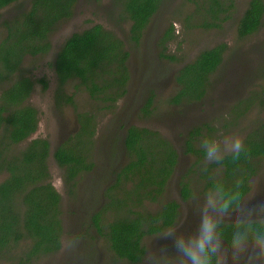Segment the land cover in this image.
<instances>
[{
  "label": "trees",
  "instance_id": "1",
  "mask_svg": "<svg viewBox=\"0 0 264 264\" xmlns=\"http://www.w3.org/2000/svg\"><path fill=\"white\" fill-rule=\"evenodd\" d=\"M23 1L27 5L21 9ZM98 2L100 0H95ZM78 3L79 0H0V11L11 9L16 12L9 19H0V264H37L61 249L64 233L62 199L49 181V144L43 138H37L27 142L25 147L22 145L36 132L39 120L37 109L27 101L35 93L38 83L42 86L41 92H45L49 79L44 75L34 81L33 71L21 69V66L27 58L37 59L52 53L53 33L63 21H71ZM110 3L111 8L104 9L106 24H94L72 34L62 43L54 61L49 63L57 84L53 93L54 105L61 108L65 97L63 102L68 103L69 111H72L69 119L73 118L72 125L76 127L74 134L61 143L53 155L62 171L67 195L73 199L84 174L96 169L92 155L99 115L81 110L74 103V94L66 93L64 88L72 84L76 92H86L97 103L98 111H113L116 103L128 93L127 61L131 48H125L112 27L125 32L127 45L139 46L144 29L161 9L163 0H111ZM181 5L194 7L193 13L186 16L187 26L204 30L220 29L235 9L233 0H184ZM194 16L197 22L191 25ZM263 22L264 0H247L244 11L238 15L236 37L239 40L252 37ZM171 32L173 28L168 29L157 45L163 47ZM258 51L264 52V44ZM227 53L228 60L235 55L221 43L181 63L173 74L176 89L165 104L173 107L216 106L219 100L209 99L208 93L212 90V78ZM162 57L174 60L173 57ZM261 62L256 76L246 73L247 64H243L242 82L246 85L243 89L251 86L257 90L231 104L227 112L229 122L224 126V132L229 135L239 132L243 137L247 157L242 156L237 164L227 157L223 166L212 164L207 172L202 171L200 140L213 133V128L206 123L187 130L185 125L182 135L186 140L181 149L197 161L193 165L196 174L192 169L188 172L194 181L186 175L187 180L180 178L178 182L181 201L192 199L195 185H200L203 193L211 177L228 186L236 178L243 177L242 192L245 197L250 193V180L260 175L264 168V58ZM231 83L233 81H229ZM154 97L150 91L144 98L140 109L143 117L158 109ZM183 122L182 125L186 124ZM120 127L125 134L119 140L114 138L109 146L120 148L126 156L124 164L114 166L110 163L114 166L113 174L111 177L104 174L100 178L107 187L102 204L98 199L90 200L88 209L83 212L88 218L87 227L94 229V235L89 236L94 243H102L101 247L120 261L142 264L147 253L143 241L174 227L180 217V205L173 199L164 200L178 163V153L158 130L124 124ZM113 151L108 150L109 158ZM92 183L90 186L86 183L89 187H81L82 192L93 189ZM223 230L227 242L231 226L226 223ZM162 242L171 251V241Z\"/></svg>",
  "mask_w": 264,
  "mask_h": 264
},
{
  "label": "rangeland",
  "instance_id": "2",
  "mask_svg": "<svg viewBox=\"0 0 264 264\" xmlns=\"http://www.w3.org/2000/svg\"><path fill=\"white\" fill-rule=\"evenodd\" d=\"M183 1L163 0L161 9L144 29L139 46H134L132 43L127 45L125 32L123 30L119 32L118 29L112 27L115 35L123 41L125 48H131L127 61L130 75L127 88L128 93L116 103L113 111H98L96 109L97 103L90 99L86 92H76L72 84L65 86L64 91L69 94H74V103L81 110L99 115L96 118V133L93 137V148H95V152L92 156H94V161L96 162V169L94 168L93 171L84 174L77 186V194L74 199L67 195L66 183L63 179L62 171L57 166L55 160H53L55 150L75 132V127L72 125L73 118L70 117L71 124L69 128H65L66 130L64 129L61 132L62 134L55 133L54 126L58 121L51 114L49 97L53 99V92L55 90L53 88L56 86V82L53 79L54 76L51 73L49 65L45 66L43 64L49 62L50 57H40L37 59L27 58L23 61L21 69L27 68L32 70V80L38 81L45 75L49 79L48 81H50L51 93L47 90V92H41L38 83V88H36L35 93L27 102L39 111L40 125L35 136L45 138L49 144V157L47 159L50 173L49 181L62 199L61 220L64 233L61 249L54 256L44 258L37 264H127L118 260L110 251L103 249L101 247L102 243H94L93 239L89 237L90 235H94V229L87 227L88 218L85 214L86 212H83L88 209L86 207L90 200L96 199L97 201L98 199L102 204L104 200L103 193L107 187L100 182V178H103L102 176L104 174L111 177L114 166L124 164L126 156H123L120 148L113 147L112 145L109 146L114 138H118L119 140L125 134L124 130H121V127L119 128L121 124L159 130L163 137L174 146L180 157L177 159L178 163L174 175L170 180L169 190L167 189L164 194V200L173 199L180 205V217L177 224L184 222L185 218H187L188 225L195 224L196 217L191 211L193 208L192 199L188 202H183L178 196V182L180 178L187 180L184 176L188 175L191 169L196 174V167H193V165L196 164L197 159L192 154H185L184 150L181 149L184 145V140H186V136L182 135L185 132L184 126L187 125V130H189L190 127L207 123L213 128V133L209 134V136H214L218 131L229 135L226 131L224 132V126L229 122L230 118L227 113L230 109L229 107H231L232 103L242 99V97L245 98L250 92L257 90L251 86L247 90H244L243 87L246 85H244L242 80L244 63L250 66H245L246 73H250L253 76L257 75L256 69L262 66L261 61L264 58V55H262L264 52L258 50L262 49L264 44V22L255 35L239 40L235 35V26L238 15L244 11L247 0H233L235 9L228 20L222 24L220 29L208 30L195 26H187L185 23L186 16L193 13L194 7L193 5H181ZM107 2V0H100L98 3H94L92 0L82 1L80 3V8L82 9H78L79 13L76 14L75 18L73 16L69 19L72 21L68 22L66 20L60 23L58 29L53 33L51 37L53 46L57 48L61 40L72 32H81V30L83 31L92 24L98 22L103 23L104 19L101 14L102 7ZM26 5L27 3L23 1L20 8L23 9V6ZM83 12L85 15L86 12H92L93 18L88 19L84 17ZM15 14V11L9 9L5 12H0V19H9ZM100 17L102 18L101 20ZM196 22L197 19L194 16L191 25ZM158 24H160L162 30L169 28L170 25L173 27V34L164 44L165 48L164 46L155 44L157 34L155 35L153 33ZM221 43L226 44L230 50L235 52V55L228 60L227 53L224 63L212 78V90L209 91L208 97L209 99L216 98V100H219L217 105L213 107H211V104L206 105V107H199L197 105L192 107L167 106L165 102L174 94L173 91L176 89L173 74L181 66V63L190 61L197 53ZM162 55L173 57L174 60L162 57ZM229 81H233V83L229 84ZM150 91L155 94L154 105L158 109L156 108L150 116L143 117L144 115L140 112V109L143 106V102H145L144 98L149 95ZM37 93L42 94L38 96L39 94ZM55 118L65 122L64 114H58ZM185 120L187 121L183 122ZM182 122L186 124L182 125ZM179 127L181 128L178 129ZM196 145L197 142L194 144L195 148ZM108 150L110 152L114 150L112 153L113 157L111 156L109 158V155H107ZM110 163H113L114 166ZM217 173L218 171L215 172V174ZM187 178L193 179V175L190 173ZM110 180L108 178V181ZM91 181H93V189L87 188L86 191L82 192L81 187L87 186V182L90 186ZM193 184L195 185L196 183L194 182ZM250 187L251 191L246 198L251 199L255 196L252 201L253 203L264 200V168L260 171V175L250 180ZM200 189V185L194 186L195 193H201ZM152 208L154 209L156 207L152 206ZM81 213H84V216ZM157 237L146 238L143 241L147 252L152 247L165 245ZM69 241L73 242V246H69Z\"/></svg>",
  "mask_w": 264,
  "mask_h": 264
},
{
  "label": "clouds",
  "instance_id": "3",
  "mask_svg": "<svg viewBox=\"0 0 264 264\" xmlns=\"http://www.w3.org/2000/svg\"><path fill=\"white\" fill-rule=\"evenodd\" d=\"M203 152L201 170L208 171L212 164L223 166L227 157L237 164L248 150L239 132L225 135L218 131L214 136L200 140ZM203 193H193L192 214L194 225L184 222L161 233L157 239L171 241L168 245L152 247L144 264H264V200L253 203V196H244L243 177L231 186L210 178ZM231 226L230 237L225 241L224 225ZM69 246L73 242L69 241Z\"/></svg>",
  "mask_w": 264,
  "mask_h": 264
},
{
  "label": "flooded vegetation",
  "instance_id": "4",
  "mask_svg": "<svg viewBox=\"0 0 264 264\" xmlns=\"http://www.w3.org/2000/svg\"><path fill=\"white\" fill-rule=\"evenodd\" d=\"M82 1H84V0H79V3L77 4V6L79 5V7H75V10H74V18H75V16H76V14L77 13H79V11H78V9H82V8H80V3L82 2ZM94 3H95V0H92ZM104 1V0H103ZM108 2H107V4L105 5V6H103L102 7V15H103V19H104V21H107V19H106V17L104 16V13H105V10H107V9H109V8H111V0H107ZM249 1V0H248ZM105 9V10H104ZM0 12H3L2 10L0 11ZM159 11H157V13H158ZM156 13V14H157ZM92 14V12H86V15L84 14V12H83V16L84 17H87L88 19H91V18H93V14ZM155 14V15H156ZM154 18V17H153ZM102 18L100 17V20H101ZM68 21V20H67ZM72 21V20H71ZM104 23V22H103ZM95 24H100V22H98V23H95ZM102 24V23H101ZM92 25H94V24H92ZM92 25H90V26H88V28L89 27H91ZM170 28H173L172 27V25H170L169 26V28H167V29H164V30H162L161 29V26H160V24H158V26H157V28H156V30L154 31V33L153 34H157L156 35V42H155V44H157L158 43V41H159V39H161V38H163V36L165 35V33L166 32H168V29H170ZM81 32H82V30H81ZM75 33H80V32H76L75 31ZM72 34H74L73 32L70 34V35H66L64 38H63V40H61V43L57 46V48H55V47H53L52 48V53L50 54V55H48L49 57H50V59H49V62H45V63H43V64H45V66H48L49 65V63H52L53 61H54V59H55V57H56V55H57V52H58V50L60 49V46L62 45V43H64V41L66 40V39H68ZM172 34H173V32H171V33H169V39H170V37L172 36ZM143 35V34H142ZM52 45H53V43H52ZM178 70V69H177ZM51 73H53V76H54V80H55V74H54V69H51ZM47 75H49L48 73H46ZM56 82V81H55ZM49 84H50V81H48V88H47V91L49 92V93H51L52 92V90H51V87L49 86ZM57 85V84H56ZM39 86V88L41 89L42 88V86L39 84L38 85ZM36 88H38V87H36ZM56 88V86L53 88V89H55ZM46 91V92H47ZM54 93V92H53ZM37 94H39L38 96H40L41 95V93H37ZM36 98H37V96H36ZM63 101H66V98L65 97H63ZM62 101V107L60 108H58V107H56L55 105H54V101H53V99H52V97H51V99H50V97H49V103H50V111H51V114L54 116V119L56 120V121H58V122H56V124H55V126H54V128H55V133H60V134H62L61 132H63L64 131V129L65 128H68V126L70 125H68V122H70V119H69V113H72V111H69V107H68V103H66V105H65V103ZM36 108V107H35ZM37 109V108H36ZM37 111H38V109H37ZM65 113V122L64 121H62L61 119L60 120H58L57 118H55L58 114H63V112ZM38 117H39V111H38ZM76 120V118H74V121ZM39 125H40V117H39V120H38V125H37V129H36V132H37V130H38V128H39ZM74 126V125H73ZM66 130V129H65ZM75 130H76V127H75ZM159 131V130H158ZM35 132V133H36ZM160 132V131H159ZM35 133L30 137V138H28L26 141H24L23 143H22V145H23V147H25L26 146V144H27V142H30L31 140H34V139H37V138H43V137H40V136H35ZM161 133V132H160ZM44 140H46L45 138H43ZM62 142V141H61ZM57 150V149H56ZM55 150V151H56ZM55 153V152H54ZM54 153H53V155H54ZM49 157V156H48ZM180 156H178V158H179ZM53 160H54V158H53ZM48 164V163H47ZM178 196L180 197V195H179V186H178Z\"/></svg>",
  "mask_w": 264,
  "mask_h": 264
}]
</instances>
